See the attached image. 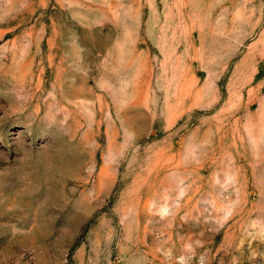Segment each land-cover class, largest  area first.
Listing matches in <instances>:
<instances>
[{
	"label": "rangeland",
	"instance_id": "obj_1",
	"mask_svg": "<svg viewBox=\"0 0 264 264\" xmlns=\"http://www.w3.org/2000/svg\"><path fill=\"white\" fill-rule=\"evenodd\" d=\"M0 264H264V0H0Z\"/></svg>",
	"mask_w": 264,
	"mask_h": 264
}]
</instances>
